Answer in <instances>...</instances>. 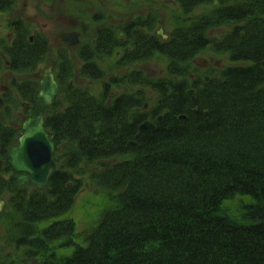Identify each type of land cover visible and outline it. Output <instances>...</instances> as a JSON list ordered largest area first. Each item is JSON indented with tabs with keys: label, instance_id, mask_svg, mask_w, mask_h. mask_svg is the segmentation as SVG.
Listing matches in <instances>:
<instances>
[{
	"label": "trees",
	"instance_id": "obj_1",
	"mask_svg": "<svg viewBox=\"0 0 264 264\" xmlns=\"http://www.w3.org/2000/svg\"><path fill=\"white\" fill-rule=\"evenodd\" d=\"M175 1L185 14L200 7L206 13L175 26L168 39L155 33L152 16L118 28L102 25L94 41L79 48L77 69L68 48L57 52L60 93L45 120L57 146L56 169L38 190L19 186V173L4 164L0 197L9 195L14 250L0 264H24V258L39 264H264V0ZM15 2L0 0V12ZM225 23L230 32L210 39L209 30ZM13 25L11 41L0 34V71L33 77L47 63L48 40L22 20ZM210 45L234 66L190 82L187 64ZM155 53L168 58V79L130 70L103 80L101 60L117 54L121 69ZM76 76L99 84V95ZM122 84L153 88L152 112L144 109L143 91L125 92ZM13 87L37 113L39 80L14 79ZM112 87L124 92L112 97ZM6 116L0 109L3 158L22 133ZM148 119L155 130L135 150L127 148ZM86 177L112 190V205L88 233L71 220L49 223L71 209ZM234 198L240 201L226 205Z\"/></svg>",
	"mask_w": 264,
	"mask_h": 264
},
{
	"label": "rangeland",
	"instance_id": "obj_2",
	"mask_svg": "<svg viewBox=\"0 0 264 264\" xmlns=\"http://www.w3.org/2000/svg\"><path fill=\"white\" fill-rule=\"evenodd\" d=\"M205 10L206 7H200L192 13L185 14L175 0H16L14 7L10 11L0 12V34L5 39L11 41L17 31V27L13 23L17 20H22L32 32L41 34L47 38L49 45L47 63L43 64V69L41 68L37 71L43 75L44 69L47 66L55 65L56 54L61 45L65 44L59 37L62 33L79 31L80 40L83 45L91 44L100 25L120 27L124 22L137 17H142L143 19L152 16L157 19L155 33L158 35V32L162 31L163 35L169 36L175 26L186 22L187 18L189 22L192 18H198V15H204L206 13ZM98 16L99 20L97 19ZM230 28L231 25L227 23L219 24V26H214L209 30L208 36L210 39L223 38V35L230 32ZM70 48V61L73 68L77 69L82 64L79 49L76 47ZM117 57V54H115L113 57L98 62L106 71V76L103 78L104 81L109 80L111 76L122 77L121 75L124 72L130 70L140 71L142 75L154 79H168L170 77L167 69L168 58L163 54L155 53L146 62L138 64V66L121 69L118 68L116 63ZM234 64L235 62H232L228 55L213 51L210 45L187 64V76L190 82H192L199 78L211 77L215 74L219 75L223 68L229 65L234 66ZM8 75H10L11 79L23 80H33V77L36 79V76L19 74L6 68L0 71V88L7 87V90H10L9 95H12L15 101L12 105L13 118L15 120V127L17 128L21 126L22 112H24L26 106H24L17 90L10 86L11 81L8 80ZM76 80L89 88L92 93H100L99 84L89 83L78 76H76ZM122 89L125 92L131 91L130 93L139 90L143 91L145 94L143 99V103L145 104L144 109L147 113L152 112L157 100V94L153 88L141 85L130 87L127 84H122ZM122 89L119 91V88L112 87L111 91L114 92H110L111 96L118 95L123 91ZM0 100L2 101V105L7 104L6 99L4 101L3 98H0ZM137 147L138 145L135 148L127 145V148L133 150ZM101 184L99 181L96 182L86 177L83 187L74 198L71 209L63 215L50 220L49 223L52 221L71 220L78 232L86 230L85 233H88L102 216V211L112 205V190L106 189ZM0 198L4 200V207L0 213V258H3L6 252L14 247H11L13 245L11 241L12 232L8 229L11 226V218L9 217L11 209L8 205L9 195H4ZM239 201L240 199L234 198L230 202H226V205L234 206ZM236 216H239V214ZM85 233L82 235H85ZM62 243L63 241L60 245ZM62 252H64V249H62ZM23 261H25L24 264H39L35 258L34 260L24 258Z\"/></svg>",
	"mask_w": 264,
	"mask_h": 264
},
{
	"label": "water",
	"instance_id": "obj_3",
	"mask_svg": "<svg viewBox=\"0 0 264 264\" xmlns=\"http://www.w3.org/2000/svg\"><path fill=\"white\" fill-rule=\"evenodd\" d=\"M79 33L69 32L62 35V39L69 41L72 45L78 44L77 37ZM264 64V63H263ZM58 85L55 80L53 71L48 68L41 81V91L39 93V103L41 106V115L28 118L23 124V135L19 138V145L13 148L7 158L16 171L25 172L19 179V184L31 181L36 184L37 188L43 189L47 186L49 177L55 169L54 154L56 151L55 144L51 141L47 130L44 127V114L47 113L53 99L57 96ZM155 125L149 121L142 124L136 140L143 135L150 133ZM129 147L135 148L137 142H130ZM112 162H102L97 167L101 169ZM2 161L0 160V168ZM3 202L0 201V211Z\"/></svg>",
	"mask_w": 264,
	"mask_h": 264
},
{
	"label": "flooded vegetation",
	"instance_id": "obj_4",
	"mask_svg": "<svg viewBox=\"0 0 264 264\" xmlns=\"http://www.w3.org/2000/svg\"><path fill=\"white\" fill-rule=\"evenodd\" d=\"M8 90L6 89V92H7ZM0 109L2 110V111H6L7 110V113H8V116H6V117H10V119L9 120H7L6 122L8 123V126H12V127H14L15 126V120H14V118H13V106L11 105V104H9L8 105V107H7V109H6V106H5V104L4 105H2V104H0ZM5 116V115H4ZM6 123V124H7ZM0 150H1V144H0Z\"/></svg>",
	"mask_w": 264,
	"mask_h": 264
}]
</instances>
